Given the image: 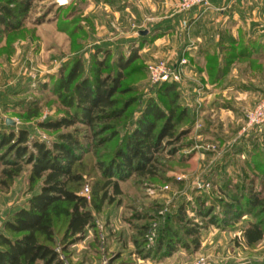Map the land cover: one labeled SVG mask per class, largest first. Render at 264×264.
Segmentation results:
<instances>
[{
  "label": "rangeland",
  "instance_id": "374dc122",
  "mask_svg": "<svg viewBox=\"0 0 264 264\" xmlns=\"http://www.w3.org/2000/svg\"><path fill=\"white\" fill-rule=\"evenodd\" d=\"M178 1H32L20 28L0 34V131L13 129L16 133L18 129L25 128L30 133V142L36 140L50 145L58 132L41 129L40 123L67 112L53 91L55 83L61 73H68L76 58L81 59L85 73L91 55L97 49L109 51V69L106 71H113L112 60L127 56L131 48L138 49V60L128 68L134 67L135 70L127 72L121 82V85H131L136 92L120 97L135 96L144 100L151 94L152 85L161 84L150 83L148 65L157 62L171 65L168 56L162 51L158 53L151 44L161 37L153 38L154 31L165 32L168 28L166 21L170 20V15L186 13L178 12ZM261 4L264 5L263 1ZM188 24L182 26L181 34H185L184 28ZM139 31H146V34L140 36ZM140 38H145L141 44L138 43ZM173 39L181 41L178 36L173 35ZM263 54L260 59L249 62L250 75L243 77L257 87L251 95V102L247 104V99L235 95L236 100H228L235 105L231 116L218 112L211 118L203 111L202 119L196 121L193 117L191 130L176 145L178 150L175 154L168 156L165 149L156 155L155 176H131L120 182L121 194L114 198L118 202L104 204L98 213H93L94 226L85 230L83 238L68 245L65 252L62 245L56 247L64 264H190L197 259H201L202 264H264V234L259 242L250 247H246L241 238L245 221H254L259 217L256 209H244L241 197H246L252 190L259 198H264V124L258 129L241 133L244 113L255 106L264 90ZM172 57L176 58V55ZM180 57L186 59L182 54ZM184 65L180 69L179 82L183 83V93L179 88L182 104L185 97L202 93L196 84H188ZM158 101L164 106L163 98H158ZM189 101L197 103L191 98ZM203 102L206 101L202 100L201 104L198 100L202 106ZM130 109L135 112V105ZM206 115L208 117L204 118ZM221 115L226 117V122ZM136 116L134 113L133 117ZM7 119L13 120L15 125L7 127ZM123 121L120 119L118 124ZM202 129L205 134L197 137V131ZM114 144L115 140L101 146L97 150L98 156L106 157ZM2 152L0 150V155ZM93 153L83 155L76 167L83 174L82 183L78 186L79 195L88 199L92 179L97 176ZM2 169L0 161V179ZM29 171L30 166L23 165L21 173L8 188L0 185V231L13 212L24 207L27 199L39 190L40 182L29 184ZM226 204L240 210L235 221H231L230 217L220 220ZM198 210L203 214L199 216ZM178 211H182V223L173 222L172 218ZM207 211L218 217L215 224H208L205 217ZM148 224L150 226L143 238L144 249L150 253L140 248L143 228ZM158 224L169 225L176 234L177 238H172L175 247L169 256L155 254L151 248ZM189 226L198 232L199 246L196 250L189 245L190 237L184 231ZM62 233L63 230L58 231V241ZM182 243L188 244V248H184Z\"/></svg>",
  "mask_w": 264,
  "mask_h": 264
},
{
  "label": "trees",
  "instance_id": "16d2710c",
  "mask_svg": "<svg viewBox=\"0 0 264 264\" xmlns=\"http://www.w3.org/2000/svg\"><path fill=\"white\" fill-rule=\"evenodd\" d=\"M32 1L35 0H0V34L20 28ZM163 34L164 31H154L153 38ZM144 39L140 38L138 43ZM237 44L228 51L222 66L216 64L215 58L208 61L206 74L211 83L220 82L234 61L252 60L264 53V45H255L254 41L250 51L242 46L236 48ZM138 57V49L131 48L127 56L111 61L113 71H106L109 69V51L97 49L91 55L85 73L81 59H74L68 73H61L53 89L60 104L67 109L66 114L40 123L41 129L58 132L50 145L36 140L30 142V133L25 128L16 133L13 129L0 131V150H3L0 185L8 188L21 173L23 165L30 166L29 184L40 182L39 190L27 199L25 206L15 210L2 225L0 264H64L56 247L62 245L65 252L68 245L83 238L85 230L94 226L93 213H98L104 204L118 202L114 199L121 194L118 184L131 176H155L156 155L166 149L167 155L172 156L178 150L176 145L191 130L193 115L181 103L177 83L152 85L151 94L144 100L135 96L120 97L136 92L131 85H121V82L127 72L135 70L128 68ZM158 98L165 100L164 106ZM134 105L135 112L130 109ZM134 113L136 117H133ZM120 119L124 120L121 125L118 124ZM76 125L81 127L75 128ZM113 140L111 152L104 158L98 156L97 150ZM91 152L96 156L94 169L97 176L92 179L88 199L79 195L78 186L83 174L76 167L83 155ZM241 199L245 210L259 212V217L245 221L241 230L245 246L250 247L264 234V198L249 190ZM239 212L226 204L220 220L230 217L235 221ZM181 214L182 211H178L173 222L182 223ZM197 214L200 216L203 212L198 210ZM205 217L209 225L215 224L218 218L210 211ZM149 226L143 228L140 245L146 253L150 252L144 249L143 235ZM168 226L158 224L155 227L151 246L155 254L169 256L173 252L172 238L176 234ZM59 230L63 233L58 241ZM184 231L190 237L189 245L196 250L199 246L197 229L189 226ZM182 245L184 248L189 246Z\"/></svg>",
  "mask_w": 264,
  "mask_h": 264
},
{
  "label": "crops",
  "instance_id": "0c3cea01",
  "mask_svg": "<svg viewBox=\"0 0 264 264\" xmlns=\"http://www.w3.org/2000/svg\"><path fill=\"white\" fill-rule=\"evenodd\" d=\"M262 1L264 3V0H212L207 9L194 8L184 15H170V20L166 21L168 28L160 38L152 42L151 46H155L158 53L162 51L168 56L171 66L177 65L176 62L181 54L186 58V65L183 68L189 80L188 84L190 86L196 84V88L202 91L201 94L190 95V98L197 103H188L190 98L185 97L183 104L193 115L194 120L202 119L203 111L211 118L218 112L231 116L235 111V105L228 100H236L235 95H239L240 99H247V104L251 102V95L257 87L243 78L250 75L249 62L251 60L243 58L234 61L223 79L214 83L208 80L204 67L211 58H215L216 64L222 66L228 51H231V47L237 43V46L246 47L248 51L252 49L253 41L255 45H264V5L261 4ZM188 21L192 22L188 24L186 23ZM185 24H188L186 29L184 28L185 34H181L180 30L183 31L182 26L185 27ZM173 35L180 37L181 41L174 40ZM155 53H157L156 50ZM174 54L176 58L172 57ZM261 54L252 60L260 59ZM178 85L183 93V83ZM199 99L201 104L202 100L206 101L203 102V106L198 103ZM193 104L198 105L193 106ZM199 112H202L200 117ZM207 115L204 118L208 117ZM223 118V122H226V117ZM204 131L207 132V129ZM202 133H204L203 129L200 132L198 130L197 137L203 136Z\"/></svg>",
  "mask_w": 264,
  "mask_h": 264
},
{
  "label": "built area",
  "instance_id": "2783aa9c",
  "mask_svg": "<svg viewBox=\"0 0 264 264\" xmlns=\"http://www.w3.org/2000/svg\"><path fill=\"white\" fill-rule=\"evenodd\" d=\"M212 0H179L178 12H187L193 8L207 9ZM186 61L180 58L177 65L169 66L164 62L151 63L147 67V73L151 84L156 83H179L181 80V67ZM264 124V90L261 98L255 106L244 113V126L241 128V133L249 132L250 130L258 129ZM210 148V146H206ZM86 192V189H85ZM201 259L190 264H202Z\"/></svg>",
  "mask_w": 264,
  "mask_h": 264
},
{
  "label": "water",
  "instance_id": "95a60500",
  "mask_svg": "<svg viewBox=\"0 0 264 264\" xmlns=\"http://www.w3.org/2000/svg\"><path fill=\"white\" fill-rule=\"evenodd\" d=\"M145 34H146V31H140L139 32V35H145ZM5 122H6L7 125H12V126L15 125V122L13 120H11V119H7Z\"/></svg>",
  "mask_w": 264,
  "mask_h": 264
}]
</instances>
